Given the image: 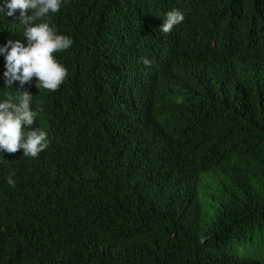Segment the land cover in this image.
I'll list each match as a JSON object with an SVG mask.
<instances>
[{
    "label": "trees",
    "instance_id": "trees-1",
    "mask_svg": "<svg viewBox=\"0 0 264 264\" xmlns=\"http://www.w3.org/2000/svg\"><path fill=\"white\" fill-rule=\"evenodd\" d=\"M48 22L73 40L56 91L4 88L0 55V95L32 94L49 139L0 153V264H264V0H65ZM22 32L0 17V45Z\"/></svg>",
    "mask_w": 264,
    "mask_h": 264
},
{
    "label": "clouds",
    "instance_id": "clouds-1",
    "mask_svg": "<svg viewBox=\"0 0 264 264\" xmlns=\"http://www.w3.org/2000/svg\"><path fill=\"white\" fill-rule=\"evenodd\" d=\"M64 3L65 0H0V17H11L19 10L26 41L22 44L19 40H7L0 45L4 88L12 89L14 82L22 88L35 78L34 86L38 90L54 92L64 82L67 69L54 53L68 50L73 40L48 22L50 15L59 12ZM183 20L182 12L168 11L159 30L168 33ZM142 62L150 63L147 58ZM37 115L33 109V95L28 91L15 90V94L0 95V153L22 150L23 156L36 158L48 148V133L35 126ZM14 175L10 172L6 178L10 187H15Z\"/></svg>",
    "mask_w": 264,
    "mask_h": 264
},
{
    "label": "rangeland",
    "instance_id": "rangeland-1",
    "mask_svg": "<svg viewBox=\"0 0 264 264\" xmlns=\"http://www.w3.org/2000/svg\"><path fill=\"white\" fill-rule=\"evenodd\" d=\"M207 179H208V177H207ZM200 198H201V201H202V204H203V210H204V213H205V220L206 221H209L211 219V217L213 216L214 213L211 212V211H208V208H207V200L205 198L204 193L201 192Z\"/></svg>",
    "mask_w": 264,
    "mask_h": 264
}]
</instances>
